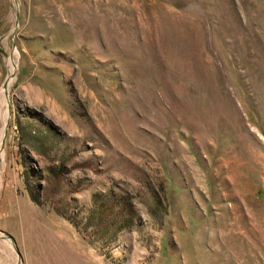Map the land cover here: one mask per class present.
<instances>
[{"label":"rangeland","instance_id":"rangeland-1","mask_svg":"<svg viewBox=\"0 0 264 264\" xmlns=\"http://www.w3.org/2000/svg\"><path fill=\"white\" fill-rule=\"evenodd\" d=\"M1 88L0 264H264V0H0Z\"/></svg>","mask_w":264,"mask_h":264},{"label":"bare ground","instance_id":"bare-ground-1","mask_svg":"<svg viewBox=\"0 0 264 264\" xmlns=\"http://www.w3.org/2000/svg\"><path fill=\"white\" fill-rule=\"evenodd\" d=\"M14 69L13 67H10V72H9V78L6 81L7 85H4L5 88L8 87V83L11 81L12 79V75H13ZM5 88H1L0 89V125L1 124H5V128L2 130L0 129V170H2L5 167V151L3 148V144L6 140V128L9 122V118H8V105H7V98H5ZM7 95L8 91H7ZM0 183H1V176H0Z\"/></svg>","mask_w":264,"mask_h":264},{"label":"water","instance_id":"water-1","mask_svg":"<svg viewBox=\"0 0 264 264\" xmlns=\"http://www.w3.org/2000/svg\"><path fill=\"white\" fill-rule=\"evenodd\" d=\"M6 81H7V80H6ZM6 81L4 82V85H7V82H6Z\"/></svg>","mask_w":264,"mask_h":264}]
</instances>
